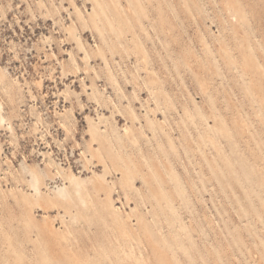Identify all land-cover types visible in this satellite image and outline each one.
<instances>
[{"label": "rangeland", "instance_id": "374dc122", "mask_svg": "<svg viewBox=\"0 0 264 264\" xmlns=\"http://www.w3.org/2000/svg\"><path fill=\"white\" fill-rule=\"evenodd\" d=\"M0 264H264V0H0Z\"/></svg>", "mask_w": 264, "mask_h": 264}, {"label": "bare ground", "instance_id": "6f19581e", "mask_svg": "<svg viewBox=\"0 0 264 264\" xmlns=\"http://www.w3.org/2000/svg\"><path fill=\"white\" fill-rule=\"evenodd\" d=\"M262 4V3H261ZM239 25V24H238ZM64 175V174H63ZM54 180V179H53ZM56 180V179H55ZM37 190V189H36Z\"/></svg>", "mask_w": 264, "mask_h": 264}]
</instances>
